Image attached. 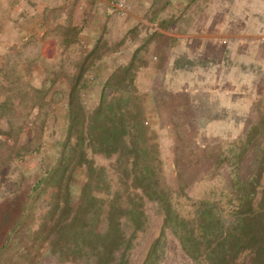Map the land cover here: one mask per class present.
<instances>
[{
  "label": "rangeland",
  "instance_id": "obj_1",
  "mask_svg": "<svg viewBox=\"0 0 264 264\" xmlns=\"http://www.w3.org/2000/svg\"><path fill=\"white\" fill-rule=\"evenodd\" d=\"M86 1L71 0L72 7L65 23L61 20L63 11L53 12L54 20L60 21L53 23L50 29L59 37L63 49L54 63L34 52L38 44L27 49L26 54L2 57L10 66L9 77L17 82L11 96H18L16 92L20 95L23 91L25 95L33 94L28 98L38 99V106L35 108L30 102L18 104V107L0 103V264H8L20 257L27 262L29 253L37 254L34 264H89L61 262L48 243L42 244L40 233L44 228L52 227V211L60 197V176L55 170L60 165L67 139L71 138L72 143L76 139L75 133L69 136L71 121L65 117L63 98L67 88L58 87L55 95L59 102L54 107L49 102L51 95L47 87H42L36 94L20 86L21 76L17 67L21 64H27L30 69L33 64H41L51 78H64L72 89L84 83L87 88L82 101L90 110L95 105L89 100L93 97L90 94L98 91L101 98L99 86L119 68L127 66L119 61L129 56L128 46H139L141 50L136 61L131 63L133 82L127 77L120 92L108 88V96L139 97L144 124L149 128L152 143L158 145L162 181L171 187L178 213L188 219L192 218L194 203L199 199L217 203L219 199L214 198L218 195L209 189L214 184L234 178L232 169L239 159H242L246 178L254 176L255 167L264 159V23L233 24L238 30L245 27L248 36H237L230 44L209 45L207 59H182L181 65L188 70L186 75L197 79L196 90L167 94L156 89L154 98L141 94L137 87L136 70L149 56L147 32L151 28L146 29L145 23L136 20L137 16L152 19L160 8L146 10L133 6L130 17L115 19L96 5L90 9L81 8ZM155 18L161 19V15ZM79 34L84 40L86 35L83 34L101 40L92 57L84 54L88 50V42L80 41ZM28 41L26 36L21 39L24 46L30 45ZM103 51L109 52L107 58L92 70L93 61ZM26 79L28 76L23 74L24 82ZM244 149L246 152L242 155ZM88 156L97 166L105 168L110 190H119L126 197L130 193L131 197L140 200L142 190L134 188L132 180L124 174L127 168L125 158L90 150ZM218 161H222L219 167ZM64 180L66 182L67 178ZM84 180L83 168L75 171L71 182L74 197H77ZM180 182L186 186L178 193ZM142 202L145 224L136 231L131 226L127 228L131 245L117 253L119 257L124 255L125 264H144L158 239L152 256L155 264H198L183 250L182 226H165V214L160 205L147 197ZM224 214H229L227 217L231 219L234 216L230 207ZM189 228L186 225L184 230ZM5 246L8 248L2 250Z\"/></svg>",
  "mask_w": 264,
  "mask_h": 264
},
{
  "label": "trees",
  "instance_id": "obj_2",
  "mask_svg": "<svg viewBox=\"0 0 264 264\" xmlns=\"http://www.w3.org/2000/svg\"><path fill=\"white\" fill-rule=\"evenodd\" d=\"M127 77L133 82L132 64L112 74L100 103L90 110L83 105L79 86L73 87L69 136L75 133L76 142L67 139L60 165L55 170L61 180L60 197L52 211V227L44 228L40 233L42 244L48 243L61 262L125 264L124 255L119 257L117 253L131 245L126 234L129 226L135 231L143 228L142 200L147 197L163 209L165 226H182L183 250L196 263L264 264V159L255 167L251 178L244 177L242 159H239L232 169L234 178L210 187L209 191L218 195L214 198L219 199L217 203L199 199L194 203L191 220L181 216L176 210L177 202L171 187L162 181L158 145L152 143L149 128L144 124L139 97L108 96V88L120 92ZM88 150L125 158L124 174L132 180L134 188L142 190L140 200L131 197L130 193L126 197L119 190H110L105 168L94 163ZM245 152L244 149L242 155ZM221 165L222 161H218L217 167ZM80 168H83L85 180L74 197L71 182ZM185 186L180 182L177 192L184 191ZM228 207L232 209V219L227 217L229 214H224ZM186 225L190 228L184 230ZM158 240L144 264H155L152 256ZM36 257L37 254L29 253L27 262L20 257L8 264H34Z\"/></svg>",
  "mask_w": 264,
  "mask_h": 264
},
{
  "label": "crops",
  "instance_id": "obj_3",
  "mask_svg": "<svg viewBox=\"0 0 264 264\" xmlns=\"http://www.w3.org/2000/svg\"><path fill=\"white\" fill-rule=\"evenodd\" d=\"M97 0H87L86 9L95 5ZM133 6L144 9H160L154 14L152 19H144L137 16V22L145 23L149 42L147 59L138 66L137 87L143 95L156 96V89H161L167 94L189 92L196 90L197 79L186 75V66L181 65L182 59L201 60L208 58L207 48L209 45L230 44L233 38H245L248 36L245 27L235 29L233 24L264 23V0H130ZM72 7L71 0H0V103L9 107H18V104L30 102L36 105L38 99H29L23 92H16L17 82L8 75L10 66L2 57L15 54H26L27 49L38 44L34 52L42 58L54 63L57 55L61 53V43L59 37L55 36L50 29L55 21L53 12H62V23L66 22L69 16V8ZM133 10V9H132ZM145 10V11H146ZM158 14L160 18H155ZM134 15V14H133ZM119 19L115 16H110ZM157 19L159 20L158 22ZM82 24V23H81ZM218 24V25H217ZM237 31L233 33V31ZM85 40L88 42V50L84 52L86 57H92L98 51L101 40L99 37H92L88 34ZM29 39L28 46L22 44L21 39ZM79 40L84 38L79 34ZM84 40V41H85ZM230 47V46H227ZM129 56L119 63L124 65L133 64L137 54L141 50L136 44H130L127 48ZM114 51H112V54ZM119 53V52H117ZM109 52L104 51L95 59L91 69H96L107 58ZM182 54V56H181ZM155 55V56H153ZM153 56V58L151 57ZM18 63V62H17ZM38 63V60H36ZM21 76L20 83L24 89H31L34 93L47 87L49 90V102L55 107L59 99L56 100V91L59 86L67 90L64 92L63 104H65V117L70 118L71 85L66 80L51 78L50 73L41 64H33L31 69L27 64L18 67ZM7 74V75H6ZM23 74L28 76L24 82ZM26 74V75H25ZM28 74V75H27ZM107 80L99 86L100 95L103 93ZM80 95H85L87 88L84 83H80ZM89 87V86H88ZM96 89L98 88L95 87ZM30 90V91H31ZM84 91V92H83ZM91 91H89L90 93ZM96 95V97H95ZM90 102L97 106L101 100L99 92L95 94ZM156 100V99H155ZM13 101V102H12ZM11 103H14L13 105ZM52 106V107H53ZM59 115V114H58Z\"/></svg>",
  "mask_w": 264,
  "mask_h": 264
},
{
  "label": "built area",
  "instance_id": "obj_4",
  "mask_svg": "<svg viewBox=\"0 0 264 264\" xmlns=\"http://www.w3.org/2000/svg\"><path fill=\"white\" fill-rule=\"evenodd\" d=\"M95 5L102 7L108 15L119 19L128 18L133 12L130 0H97ZM81 8H84V5Z\"/></svg>",
  "mask_w": 264,
  "mask_h": 264
}]
</instances>
